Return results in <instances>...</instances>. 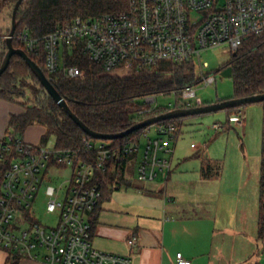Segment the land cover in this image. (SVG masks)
Masks as SVG:
<instances>
[{
	"label": "built area",
	"instance_id": "2783aa9c",
	"mask_svg": "<svg viewBox=\"0 0 264 264\" xmlns=\"http://www.w3.org/2000/svg\"><path fill=\"white\" fill-rule=\"evenodd\" d=\"M262 34L264 0H127L123 11L78 17L43 38H32L25 31L19 40L29 56L43 57L44 72L51 77L83 78L85 71L68 63L80 53L108 74L131 75L162 62L198 60L202 83L212 85L215 78L204 74L208 64L201 65V53L219 47L236 53L247 38ZM195 96L193 86L180 92L182 104ZM196 100L195 105L183 106L203 105ZM145 102L152 105L156 97H147ZM164 122L146 127L140 137L120 146L85 139L86 148L96 155L85 161L80 160L78 151L34 145L8 133L0 140V164L11 153L16 156L0 185V249L10 256L32 257L48 264H132L128 256L93 246L92 216L103 197L95 177L97 172L111 170L120 181L119 176L127 178L133 165V173L141 182L168 175L173 169L172 143L177 140L175 126ZM230 122L243 125L240 114L232 116ZM213 128L218 131L223 127L215 124ZM191 148L197 149V145ZM61 178L63 181L55 185ZM42 191L46 214L57 216L54 226L44 225L37 218ZM128 245L134 247L136 238ZM176 264L192 262L178 253Z\"/></svg>",
	"mask_w": 264,
	"mask_h": 264
},
{
	"label": "trees",
	"instance_id": "16d2710c",
	"mask_svg": "<svg viewBox=\"0 0 264 264\" xmlns=\"http://www.w3.org/2000/svg\"><path fill=\"white\" fill-rule=\"evenodd\" d=\"M18 0H0V11L5 7L13 9ZM127 0H24L17 13V29L13 39L15 48L25 50L19 36L28 31L32 38H43L52 33L57 27L64 26L74 19L95 17L104 13L119 12L126 9ZM0 52V66L7 52L6 42ZM44 71L43 57L30 56ZM70 65H76L85 71L83 78L66 79L62 75L49 76L59 94L68 102L72 112L92 131L101 134H118L130 129L137 123L148 118L161 115L170 109L155 108L149 113L140 115L142 110L151 109L148 103L141 104L139 100L150 96L176 92V108H187L182 105L180 92L187 86H196L202 83L193 62L171 63L162 62L151 70H143L131 75L108 74L92 63L80 53H75L68 59ZM232 67L231 79L234 85L232 98H243L264 93V34L250 36L241 48L232 54L231 60L218 71ZM30 78L33 85L26 84ZM26 88H29L35 100L32 104L24 103L26 112L22 115L11 116L9 131L14 136L23 138L25 132L33 125H42L46 131L42 142L49 138L55 139V147L62 150L79 152L82 161L94 159L96 155L86 148L85 139L97 141L88 137L75 122L60 108L48 95L26 62L20 56H13L8 69L0 77V99L17 102L25 99ZM42 95V96H38ZM41 97V98H40ZM231 99V98H229ZM211 104V103H210ZM264 109V102L260 103ZM203 105H206L203 104ZM243 107L226 110L230 118L241 114ZM190 118V117H186ZM183 119L165 121L176 128L175 139L182 133ZM225 127V126H224ZM223 127V128H224ZM146 128L137 130L125 138L113 140L114 145L120 146L130 143L140 137ZM7 133V134H8ZM89 154V155H88ZM13 152L0 164V185L4 172L8 169L11 160L15 158ZM217 163V162H216ZM215 166V164H214ZM217 173L211 172V164L202 166L204 178L216 177L221 174V163L216 164ZM111 170L106 173L97 172L95 181L102 190V200L92 216L95 225L98 213L105 201H109L115 191L131 183ZM259 208H258V239L264 242V123L262 136L261 167L259 181ZM21 257L12 254L7 264H18Z\"/></svg>",
	"mask_w": 264,
	"mask_h": 264
},
{
	"label": "crops",
	"instance_id": "0c3cea01",
	"mask_svg": "<svg viewBox=\"0 0 264 264\" xmlns=\"http://www.w3.org/2000/svg\"><path fill=\"white\" fill-rule=\"evenodd\" d=\"M25 112L24 106L0 99V140L7 136L11 116ZM40 126L45 134V127ZM31 127L24 141L40 144L44 134L40 137ZM202 166L188 180L174 169L153 182L136 179L134 183L127 176L131 185L126 188L135 192L123 209H117L116 202L109 200L113 211L104 212L103 203L93 229V246L106 253L128 256L132 264H176L178 253L192 264H264L258 213L256 209L255 214L250 212L246 183L242 178L232 183L223 170L219 176L204 178ZM187 188L191 190L188 195ZM185 200V204L181 203ZM133 237L136 245L130 247L128 241ZM9 257L0 249V264H7ZM18 264L48 263L23 257Z\"/></svg>",
	"mask_w": 264,
	"mask_h": 264
},
{
	"label": "rangeland",
	"instance_id": "374dc122",
	"mask_svg": "<svg viewBox=\"0 0 264 264\" xmlns=\"http://www.w3.org/2000/svg\"><path fill=\"white\" fill-rule=\"evenodd\" d=\"M11 26L12 9L5 7L0 11V52L3 50V44L10 33ZM232 54L231 50L227 47L209 49L201 53V65L204 63L208 64V67L204 68L203 72L207 77H214L215 83L212 85L200 83L194 86L196 96L185 100L182 105H195L197 103L196 99H199L203 104H210L233 97V80L231 77H223L221 72L218 71L231 60ZM194 63L197 68L199 61L196 60ZM116 74L126 75L124 72ZM26 84L31 86L34 83H32L30 78H27ZM26 95L25 99H20L16 103L20 106H24V103L32 104L35 97L29 88H26ZM177 98L176 92L160 94L156 97V102L152 104V107L157 106L163 109H172L177 104ZM139 102L144 104L145 99H141ZM240 115L243 119V125L236 123H230L229 125L228 118L230 115L227 111L185 118L181 135L175 143H172L175 146L173 169L175 173L184 175V180H188V178H191L193 174L199 171L200 165L203 163L206 166L211 164V172L213 174L217 173V163L211 161V159L218 160L228 180L237 184L242 178L246 183L248 199L250 198V212L253 215V213H256L255 209L258 213L259 208L264 109L261 104H253L243 107ZM215 124L225 127L216 131L213 128ZM31 128H35L40 137L44 134V128L40 125ZM152 131L150 134L153 136L154 129ZM192 144H196L197 149L191 148ZM37 145L52 149L55 147V139L51 137L46 142H42L41 139L40 144ZM132 167L128 170L127 176L136 183L135 180L137 178L134 176ZM62 181L63 178L54 184L59 185ZM134 192L133 189L123 186L122 189L113 193L111 201L116 202L117 209H123L129 201V197H131L130 194ZM185 192L188 195L191 190L187 188ZM181 203L185 204L186 200L181 201ZM104 204V212L113 211L110 201H105ZM37 218L47 226L57 224V216L48 215L45 212L43 191L40 193L37 203Z\"/></svg>",
	"mask_w": 264,
	"mask_h": 264
},
{
	"label": "water",
	"instance_id": "95a60500",
	"mask_svg": "<svg viewBox=\"0 0 264 264\" xmlns=\"http://www.w3.org/2000/svg\"><path fill=\"white\" fill-rule=\"evenodd\" d=\"M24 0H18L16 3L13 12H12V26L10 29L9 35L6 37L5 42L7 46V52L4 57V60L0 66V77L3 73L8 69L11 59L13 56H20L31 69L32 73L36 76L42 87L48 93V95L55 101V103L63 109V111L75 122V124L90 138L101 141H113L120 138H125L131 133L164 122L168 120H174L178 118H186V117H195L210 113H215L219 111H226L229 109L246 107L253 104H260L264 102V93L258 94L254 96H248L243 98H231L219 101L217 103H211L201 106H196L192 108H178L172 109L166 113L161 115L148 118L134 126L130 129L118 133V134H101L92 131L88 128L81 120L72 112L69 107L68 102L59 94L55 86L52 84L51 80L47 77L45 72L40 68V66L34 62L31 57L27 54V52L23 49H18L14 47L13 39L15 36V32L18 26L17 23V13L18 9L21 6ZM233 73L232 67H228L221 71V75L223 77H231Z\"/></svg>",
	"mask_w": 264,
	"mask_h": 264
}]
</instances>
